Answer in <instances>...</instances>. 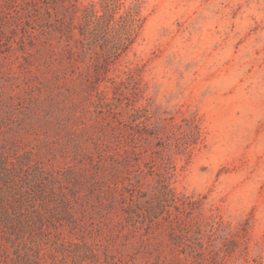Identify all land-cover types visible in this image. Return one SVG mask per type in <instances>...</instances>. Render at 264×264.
Segmentation results:
<instances>
[{
  "label": "rangeland",
  "instance_id": "rangeland-1",
  "mask_svg": "<svg viewBox=\"0 0 264 264\" xmlns=\"http://www.w3.org/2000/svg\"><path fill=\"white\" fill-rule=\"evenodd\" d=\"M101 2L0 0V264H264V0Z\"/></svg>",
  "mask_w": 264,
  "mask_h": 264
},
{
  "label": "trees",
  "instance_id": "trees-1",
  "mask_svg": "<svg viewBox=\"0 0 264 264\" xmlns=\"http://www.w3.org/2000/svg\"><path fill=\"white\" fill-rule=\"evenodd\" d=\"M101 5V9L102 11L105 10L107 8V0H102V2L100 3ZM96 9L93 8L91 11L89 12H85V14L83 15V19H84V23H83V30L89 25L92 23V21L94 20L92 18V16L96 14ZM100 18V17H99Z\"/></svg>",
  "mask_w": 264,
  "mask_h": 264
}]
</instances>
